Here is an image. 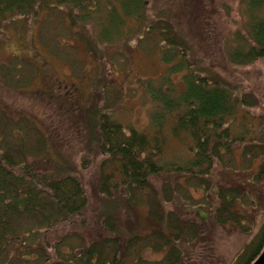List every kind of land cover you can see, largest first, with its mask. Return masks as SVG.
<instances>
[{"label":"trees","instance_id":"1","mask_svg":"<svg viewBox=\"0 0 264 264\" xmlns=\"http://www.w3.org/2000/svg\"><path fill=\"white\" fill-rule=\"evenodd\" d=\"M246 5L248 18L242 24L243 31H235L231 37L227 60L234 66L255 61L264 65V0H246ZM146 7L147 0H0V26L16 16L59 8L72 25L77 21L90 25L86 37H106L110 42L117 34L121 37L124 29L130 31L125 27L133 21L138 34L146 28V33L171 45L172 54L165 62L181 53L184 58V50L173 51L181 42L170 23L162 17L153 21ZM184 62L180 58L177 64L168 66L167 74L161 77L163 84L169 82L164 88L148 90L155 103L149 134L126 128L104 110L90 107L88 117L97 110L96 119L89 124L88 118L87 123V138L93 144L82 152L81 167L85 169L94 154L100 156L97 190L111 198L119 195L124 204L114 212H99L90 238L83 233L72 234L75 230L67 232L68 238L80 240L77 253L62 252L60 241L65 235L61 240L55 237L52 251H48L44 236L63 225L76 226V218L80 227H87L84 211L88 200L80 175L64 161L61 147L51 148L48 135L29 116L22 115L20 125L15 127L17 121L0 105V264H181V245L193 240L199 227L196 222H182L178 209L165 211L163 207L164 203H175L173 198L178 197L181 203V197H192L183 194L178 183L171 186L165 182L157 188L151 181L166 170L188 172L187 182L208 191L212 181L206 176L216 167L226 166L232 146L243 141V134L231 132L228 119L258 103L254 94L237 93L204 69L189 70L182 78L184 89L171 87L170 75L180 71ZM68 96L64 95L70 99ZM260 119L264 122V114ZM28 123L35 129L33 133H26ZM9 125L11 132L7 130ZM173 139L185 145V158L164 157L166 144ZM243 151L250 160L261 159L256 178L264 183V136L257 135ZM191 173L196 174L194 180ZM216 196L223 205L215 208V218L218 222L230 220L228 208L239 192L218 186ZM137 206L148 207L155 224L151 230L139 232L132 225L131 211L129 218L122 216L125 210ZM161 221L165 228L160 227ZM263 246L264 222L233 264H250ZM150 251L160 257L149 259L146 255Z\"/></svg>","mask_w":264,"mask_h":264},{"label":"rangeland","instance_id":"2","mask_svg":"<svg viewBox=\"0 0 264 264\" xmlns=\"http://www.w3.org/2000/svg\"><path fill=\"white\" fill-rule=\"evenodd\" d=\"M146 8L153 21L162 17L170 23L181 42L179 49L173 51L184 50V58L181 53L165 62L172 54L171 45L146 33V28L138 34L133 21H128L125 27L130 31L124 29L121 37L117 34L110 42L106 37H86L90 25L79 21L72 25L66 12L59 8L16 16L0 26L1 108L17 121L15 127L20 125L22 115L29 116L48 135L51 148H62L64 161L78 172L87 195L84 211L87 227H80L76 218V226L63 225L52 230L44 241L48 251H52L55 237L61 240L65 235L60 241L62 252L77 253L80 240L68 238L67 232L75 230L72 234L83 233L90 238L98 213L117 211L124 204L119 195L111 198L98 192L100 156L94 154L90 164L85 169L81 167L82 152L93 144L87 138V123L88 118L89 124L96 119L97 110L88 117L90 107L104 110L126 128L149 134L150 113L155 103L148 90L169 84H163L162 78L168 66L182 58L185 62L181 70L170 75L171 87L184 89L183 76L189 70L204 69L237 93L254 94L258 101L228 119L231 132L243 134V141L232 146L226 166H218L206 176L212 181L208 191L187 182L188 172L166 170L151 181L157 188L165 182L171 186L178 183L181 192L192 197V200L181 197V203L178 197L173 198L175 203H164L163 207L165 211L178 209L182 222H196L199 227L198 235L181 245L184 255L181 264H233L264 222V183L256 178L261 159L250 160L243 151L244 145L257 135L264 136V122L260 119L264 114V65L255 61L234 66L227 60L231 37L235 31H243L242 24L248 18L246 0H147ZM68 94L70 99L64 97ZM30 126L28 123L26 133L35 130ZM11 129L9 125L7 130ZM166 149V159L171 155L172 158L179 155L181 159L187 156L185 145L177 140L168 141ZM195 175L191 173V178ZM218 186L240 194L233 205H228L231 219L223 222L215 218V208L223 205L216 196ZM130 211L134 218L132 225L139 232L155 227L148 207L128 208L122 216L129 218ZM160 223L165 228V222ZM121 226L126 229V225ZM146 256L158 259L160 254L150 251Z\"/></svg>","mask_w":264,"mask_h":264},{"label":"water","instance_id":"3","mask_svg":"<svg viewBox=\"0 0 264 264\" xmlns=\"http://www.w3.org/2000/svg\"><path fill=\"white\" fill-rule=\"evenodd\" d=\"M250 264H264V246L258 256Z\"/></svg>","mask_w":264,"mask_h":264}]
</instances>
